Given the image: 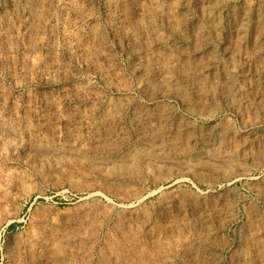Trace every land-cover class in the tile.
<instances>
[{
  "label": "rangeland",
  "instance_id": "1",
  "mask_svg": "<svg viewBox=\"0 0 264 264\" xmlns=\"http://www.w3.org/2000/svg\"><path fill=\"white\" fill-rule=\"evenodd\" d=\"M238 1L161 0L169 17L157 12L145 17L132 40L136 52L154 54L143 59L144 74L137 77L120 50L115 49L109 62L96 55L93 48L101 50L100 45L111 42L113 36L101 16L102 6L95 3L93 9L100 15L94 30L99 37L84 38L83 44L88 49L85 59L96 64L103 78L86 72L81 78L111 102L102 103L97 114H90L89 107L63 104L57 97L58 87L48 90L56 98L46 109L40 108L41 87L34 80L33 64L42 53L41 42L46 38L42 23L48 12L44 5L42 11L35 10L39 16L34 17L33 29L37 28L32 30L31 40H22L17 34L12 37L25 58L17 73L18 84L9 76L16 67L6 57L7 62L0 63V264H264V56L252 48V39L264 36V0ZM205 42L210 44L206 47ZM59 54L56 51L52 56L58 58ZM167 78L174 85L163 80ZM221 79L234 84L230 94L219 89ZM62 80L60 87L68 88V82ZM143 80L148 82L145 87ZM139 85L145 90L142 94ZM127 88L133 89L129 95ZM117 97L133 104L126 116L113 110ZM152 98L155 103L147 105ZM39 109L50 125L44 135L48 140H54L51 127L58 120L64 118L65 125L69 124L53 146L39 142ZM166 117L171 122L163 123ZM167 126L170 132L164 133ZM86 127L95 129L102 139L89 153L73 146L76 138L87 137ZM9 128H14V135H22L21 144L17 137L7 136ZM143 132L149 137L144 139ZM5 179L11 182L10 189H6ZM213 185L218 191L211 190ZM95 192L108 195L93 206L91 219L83 224L81 204ZM167 203L172 206L166 209ZM122 206L137 211L124 213L119 211ZM208 211L211 219L205 218ZM88 237L95 238L91 257L82 259L78 251L89 249ZM50 244L67 245L59 251L66 254L54 260L57 254L49 251Z\"/></svg>",
  "mask_w": 264,
  "mask_h": 264
},
{
  "label": "bare ground",
  "instance_id": "2",
  "mask_svg": "<svg viewBox=\"0 0 264 264\" xmlns=\"http://www.w3.org/2000/svg\"><path fill=\"white\" fill-rule=\"evenodd\" d=\"M42 1V0H41ZM163 1H167V0H163ZM170 1V0H169ZM201 1V0H200ZM241 1V0H240ZM238 1V2H240ZM46 3H43V5L46 7V12H48V15H46V19L43 21L42 25H43V29L45 30V35L46 38L41 42V54L40 57H38V59L34 62L33 64V74H34V80L35 82L41 87V91L38 95L37 101L40 105V108H44L46 109V105L50 102L51 99L56 98V96L54 94H52L50 91H48L49 89L53 88V87H58V98H60L59 100H62L63 104H67L69 106H73V107H84L87 108L89 107V109L91 108V110L93 111L90 114H97L98 110H99V106L104 103L106 104H111V102L107 99V97L102 94L96 87L91 86V85H85L83 84V80L81 78V73L82 72H86L87 74H92L95 78L97 79H102L103 78V73H101V71L99 70V68L96 66L95 63L90 62L88 63V61L85 59L86 57V50L84 48V44H83V40L84 38L90 39V40H95L97 37H99V34H97L94 30L95 28V24L98 22L99 20V15L94 11L93 9V5L99 4L102 6L103 11H102V17L105 18V20H107V26L111 32V35L113 36L112 41L110 42L109 40H106L103 42L102 45L103 46L101 50H98L93 48L94 51H97V56L100 60H104V61H110L112 54H114L115 49L120 50L128 59V63L131 64L132 68V72H134V75L137 76H142L144 73L143 68H142V62L143 59L148 55L147 51H143V52H136L137 50H133L135 48H131L132 47V40L134 37L135 32L137 31V27L139 26V24L142 22L143 19L149 18V17H154L155 16V12H157L158 14H162L163 16L169 17V14L165 12V10H163L161 8V0H45ZM209 3V2H207ZM245 3V2H243ZM210 4V3H209ZM42 3H40L39 0H0V63H2L5 60V57L7 58V60L9 61V64H13L11 67L15 68L16 70L13 69V73H10V79L12 80V82H14L15 84H18V78L17 77V73H19L18 71H21L22 66H23V61H24V53L23 51L19 50L18 47L16 48L14 46V40L12 41V37L13 35L17 34L19 36V38H21L22 40L25 41H30L29 38L32 35V30L33 29V22L34 17H36V15H38L39 11L43 10V6ZM163 5L164 2H163ZM170 5V4H169ZM182 5V4H181ZM214 5V4H211ZM243 5V4H242ZM247 5V4H246ZM40 6H42L40 8ZM210 5H208L209 7ZM216 6V5H215ZM245 6V5H244ZM169 7V6H168ZM180 7V6H179ZM182 7V6H181ZM184 7V5H183ZM202 7V6H199ZM206 6H204L205 8ZM212 7V6H211ZM42 9V10H40ZM178 9V8H177ZM203 9V8H202ZM211 9V8H209ZM213 10H217L218 7H212ZM38 11L36 13V11ZM45 10V9H44ZM173 11H176V9H172ZM204 10V9H203ZM210 10V11H213ZM169 11V10H168ZM206 11V10H205ZM219 11V10H218ZM238 11V10H237ZM170 12V11H169ZM214 12V11H213ZM243 12V11H242ZM44 13V14H45ZM218 13V12H216ZM236 13V12H235ZM260 13V12H259ZM186 14V13H185ZM215 14V13H214ZM219 14V13H218ZM221 14V13H220ZM231 14V13H229ZM233 14V13H232ZM173 16H176L174 14H172ZM178 15V14H177ZM183 15V13H182ZM187 15V14H186ZM240 15V14H239ZM244 15L242 13L241 18H244ZM39 16V15H38ZM41 16V15H40ZM43 16V13H42ZM160 16V15H159ZM146 17V18H145ZM172 17V16H171ZM238 17V16H237ZM236 17V18H237ZM259 17V14H258ZM262 17V16H261ZM156 18V17H155ZM161 18V17H160ZM185 18V17H184ZM260 18V17H259ZM173 19V18H172ZM256 19V18H255ZM39 20V19H38ZM148 20V19H147ZM150 20V19H149ZM160 20V19H159ZM246 20V19H245ZM40 21V20H39ZM144 21V20H143ZM237 21V20H236ZM242 21V19H241ZM164 22V21H163ZM170 22V21H169ZM167 22V23H169ZM172 22V21H171ZM238 22V21H237ZM38 24V22H36ZM40 23V22H39ZM145 23V22H144ZM149 23V21H148ZM147 23V24H148ZM151 23V22H150ZM166 23V24H167ZM240 23V22H239ZM142 24V23H141ZM140 24V25H141ZM146 24V25H147ZM172 24V23H171ZM233 24V23H232ZM238 24V23H237ZM256 24H258V22H256ZM263 24V22H262ZM145 25V24H144ZM145 25V26H146ZM260 25V24H258ZM143 26V25H142ZM171 26V25H170ZM240 26V25H239ZM242 26V25H241ZM240 26V27H241ZM251 26V25H250ZM256 26V25H255ZM201 27V26H200ZM221 27V25H220ZM233 27V26H232ZM238 27V26H237ZM245 27V26H244ZM263 27V26H262ZM37 28V27H36ZM141 28V27H140ZM145 28V27H144ZM147 28V27H146ZM151 28V26H150ZM203 28V27H202ZM234 28V27H233ZM232 28V29H233ZM249 28V27H248ZM247 28V29H248ZM149 29V28H148ZM147 29V30H148ZM161 29V28H160ZM201 29V28H199ZM218 29V26H217ZM255 29V28H254ZM257 29V28H256ZM263 29V28H262ZM43 30V31H44ZM143 30V29H142ZM203 30V29H202ZM201 30V31H202ZM234 30V29H233ZM238 30V29H237ZM252 30V29H251ZM259 29H257L258 31ZM42 31V29H41ZM140 31V30H139ZM150 31V30H149ZM152 31V30H151ZM198 31V29H197ZM201 31L200 34H201ZM206 31V30H205ZM232 31V30H231ZM250 31V30H249ZM146 32V31H145ZM198 32V33H199ZM204 32V31H203ZM202 32V33H203ZM242 32V31H241ZM149 33V32H148ZM206 32H204L205 34ZM239 33V31L237 32ZM246 33V32H245ZM143 34V33H142ZM146 34V33H145ZM197 34V32H196ZM242 34V33H241ZM250 34V33H249ZM39 35V34H38ZM37 35V36H38ZM138 35V34H137ZM136 35V37H137ZM203 35V34H202ZM239 35V34H238ZM247 35V34H246ZM255 35V34H254ZM142 35H140L141 37ZM147 38L148 35L146 34ZM144 36V39L145 37ZM196 36V35H195ZM204 36V35H203ZM34 37V36H33ZM43 37V36H42ZM45 37V36H44ZM102 36H100L101 38ZM139 37V38H140ZM197 37V36H196ZM236 37V36H235ZM41 38V37H40ZM146 38V39H147ZM201 38V37H200ZM207 38V36H206ZM247 38V36H246ZM103 39V38H102ZM105 39V38H104ZM136 40V38H134ZM142 39V40H144ZM199 39V38H198ZM204 39V38H202ZM242 39V38H241ZM251 39V38H250ZM249 39V40H250ZM149 40V39H148ZM201 40V39H200ZM211 40V39H210ZM37 41V40H34ZM41 41V40H40ZM97 41V40H96ZM159 41V40H158ZM157 41V42H158ZM162 41V40H161ZM198 41V40H197ZM244 41V40H243ZM254 46H252V48L254 47L256 54L260 55V56H264V36L259 35L257 38H255L254 40L252 39ZM85 42V41H84ZM95 42V41H94ZM135 42V41H134ZM137 42V41H136ZM140 42V41H139ZM156 42V43H157ZM160 42V41H159ZM202 42V41H201ZM214 42V41H213ZM221 42V41H220ZM247 42V41H246ZM92 43V42H91ZM96 43V42H95ZM141 43V42H140ZM150 43V42H149ZM200 43V41H199ZM203 43V42H202ZM225 43V42H224ZM16 44V43H15ZM94 44V43H93ZM146 44V43H145ZM210 44V43H209ZM207 42H205V46L207 47L209 45ZM212 44V43H211ZM235 44V43H234ZM251 44V42H250ZM34 45V44H33ZM37 45V44H36ZM201 45V44H200ZM218 45V44H217ZM86 46V45H85ZM147 46V45H145ZM150 46H152V44H150ZM162 46V45H161ZM219 46V45H218ZM40 47V45H39ZM95 47V46H94ZM155 47V46H154ZM160 47V45H159ZM197 47V46H196ZM200 47V46H198ZM202 47V46H201ZM138 48V47H137ZM141 48V47H140ZM145 48V47H144ZM147 48V47H146ZM156 48V47H155ZM221 48V46H220ZM142 49V48H141ZM153 49V48H152ZM197 49V48H196ZM201 49V48H199ZM223 49V48H222ZM229 49V48H228ZM226 49V50H228ZM140 50V49H138ZM156 50V49H155ZM215 50L217 51L216 47ZM212 51V52H215ZM225 50V51H226ZM235 50V49H233ZM232 50V51H233ZM61 52V54H59L58 58H55L53 56L54 52ZM150 51V50H149ZM153 51V50H152ZM150 51V52H152ZM157 51V50H156ZM154 51V52H156ZM194 51V50H193ZM192 51V52H193ZM223 51V50H221ZM231 51V50H230ZM158 52V51H157ZM227 52V51H226ZM234 52V51H233ZM153 53V52H152ZM151 53V54H152ZM199 53H201L200 51H196L194 53V56H198ZM207 53V52H206ZM219 53V52H218ZM224 53V52H223ZM232 53V52H231ZM147 54V55H146ZM158 54V53H157ZM162 54V53H161ZM216 54V53H215ZM234 54V53H233ZM53 55V56H52ZM95 55V56H96ZM211 55V54H210ZM224 55V54H223ZM231 55V54H230ZM57 56V54H56ZM150 56V55H149ZM147 56V57H149ZM152 57H154V54L151 55ZM150 56V57H151ZM186 56V55H185ZM192 56V59L193 57ZM203 56V55H202ZM212 56V55H211ZM216 55H214L215 57ZM218 56V54H217ZM225 56V55H224ZM229 56V55H228ZM146 57V58H147ZM213 57V58H214ZM232 57V56H231ZM229 57V58H231ZM113 58V57H112ZM157 58V57H156ZM155 58V59H156ZM188 58V56H187ZM191 58V57H189ZM195 58V57H194ZM200 58V56H199ZM224 58V57H223ZM226 58V57H225ZM224 58V59H225ZM235 57H233L234 60ZM262 58V57H260ZM158 59V58H157ZM196 59V58H195ZM206 59V58H205ZM146 60V59H145ZM211 60V59H210ZM216 60V59H215ZM236 60V59H235ZM203 61V60H202ZM207 61V60H206ZM221 61V60H220ZM219 61V62H220ZM226 61V60H225ZM229 61V60H228ZM7 62V61H6ZM114 62V61H113ZM211 62V61H210ZM215 62V61H214ZM224 62V61H223ZM207 63V62H206ZM209 63V62H208ZM226 63V62H224ZM231 63V62H230ZM263 63V62H262ZM261 63V64H262ZM115 64V63H114ZM145 64V62H144ZM218 64V63H217ZM2 65V64H1ZM7 65V64H6ZM116 65V64H115ZM119 65V64H117ZM199 65V64H198ZM211 65L212 67V63L208 64ZM221 65V64H220ZM227 65V64H226ZM225 65V66H226ZM114 66V65H112ZM111 66V67H112ZM193 66V65H192ZM200 66V65H199ZM217 66V65H216ZM223 66V64H222ZM7 67V66H6ZM109 67V69L111 68ZM120 67V66H119ZM130 67V65H129ZM197 67V64H196ZM214 67V65H213ZM2 68V67H1ZM113 68V67H112ZM116 68V67H115ZM128 68V67H127ZM157 68V67H156ZM210 68V67H209ZM225 68V67H223ZM234 68V67H233ZM125 69V68H124ZM190 69V68H189ZM196 69V68H195ZM201 69V68H199ZM218 69V68H217ZM216 69V70H217ZM227 69V68H226ZM260 69V68H259ZM117 71L119 70L116 69ZM121 70V69H120ZM193 70V69H192ZM207 70V69H205ZM223 70V69H222ZM233 70V69H232ZM198 71V70H197ZM200 71V70H199ZM203 71V70H202ZM213 71V70H212ZM226 71V70H224ZM264 71V70H263ZM131 72V71H130ZM220 72V71H219ZM223 72V71H222ZM233 72V71H232ZM23 73V72H22ZM110 73V71H109ZM116 73V71H115ZM120 73V71H119ZM146 73V72H145ZM184 73V72H183ZM201 74V73H199ZM204 74V73H203ZM220 74V73H218ZM235 74V73H234ZM169 75V74H168ZM166 75V77L168 76ZM171 75V74H170ZM115 76V75H114ZM165 76V75H164ZM232 76V75H231ZM61 77V78H60ZM113 77V76H112ZM116 77V76H115ZM149 77V76H148ZM161 77V76H160ZM163 77V76H162ZM175 77V76H173ZM256 77V76H255ZM62 78L64 80H66L68 82L69 87L68 88H64V87H60L61 85V81ZM156 78V77H155ZM171 78V76H170ZM167 78V79H163L166 80L167 84H170L173 80ZM176 78V77H175ZM218 78V77H217ZM221 78V77H220ZM229 78V77H228ZM264 78V77H263ZM149 79V78H148ZM151 79V78H150ZM184 79V78H183ZM186 79V77H185ZM189 79V78H188ZM225 79V78H224ZM224 79L218 80L219 84L218 87L219 89L223 90V91H227L228 94H230L229 92H231V87L230 86V81L228 79V81H225ZM256 79V78H255ZM147 80V79H146ZM146 80H143V85L145 87V82H147ZM161 80V79H160ZM235 80V79H234ZM233 80V81H234ZM105 81H107L105 79ZM179 81V80H178ZM188 81V80H187ZM202 81V80H201ZM232 81V80H231ZM141 82V81H140ZM151 82V81H150ZM177 81H175L176 83ZM216 82V80H215ZM142 83V82H141ZM148 83V82H147ZM164 83V82H163ZM179 83V82H177ZM188 83V82H187ZM217 83V82H216ZM256 83V82H255ZM258 83V82H257ZM173 84V83H171ZM262 85H264V82H261ZM260 84V85H261ZM143 85L142 88L139 85L137 87V89H139L140 93H144L145 90H143ZM174 85V84H173ZM176 85V84H175ZM259 83L258 86L256 87H260ZM148 86V85H147ZM171 86V85H169ZM195 86V85H194ZM202 86V85H200ZM200 86H197V89H200ZM147 89V88H146ZM150 90V89H147ZM203 90V89H202ZM133 91V89L131 88H127L126 90V95ZM168 91V90H167ZM195 91V89H194ZM233 91V89H232ZM264 91V90H263ZM262 91V92H263ZM163 92V91H162ZM120 93V92H119ZM125 93V92H124ZM141 93V94H142ZM165 93V92H164ZM234 93V91H233ZM166 94V93H165ZM197 94V93H196ZM223 95V93H222ZM227 94H225L226 96ZM199 96V95H198ZM214 96V95H213ZM149 97V96H148ZM168 97V96H167ZM228 97V96H227ZM226 97V98H227ZM230 97V96H229ZM1 98H3V96L1 95V89H0V101ZM118 98V97H117ZM143 98V97H142ZM232 97H230L231 100ZM229 99V98H228ZM54 100V99H53ZM56 100V99H55ZM58 100V99H57ZM124 100H126L124 98ZM123 98L122 100H120L118 98V101H114L115 103L112 104L115 108H113V110H117L119 111L120 114L123 115H127L129 110L133 107V104L130 102H126L124 101ZM54 103V101H52ZM51 102V103H52ZM57 102V101H56ZM155 103V100L152 99H147V105L152 106ZM58 104V103H57ZM61 104V102H60ZM157 104V102H156ZM38 105V104H37ZM48 106V105H47ZM66 106V105H65ZM51 107V106H50ZM48 107V108H50ZM54 107V105H53ZM72 107V108H73ZM104 107V106H103ZM70 108V107H69ZM83 108V109H84ZM151 108V107H150ZM37 109V108H36ZM43 109V110H44ZM53 109V108H52ZM55 109V108H54ZM79 109V108H78ZM82 109V110H83ZM146 109V106H145ZM149 109V108H147ZM40 112L38 113L37 119L40 121L41 126L40 129L37 132L38 137L40 138V143L43 145H47V146H53L54 145V140L55 138H57L58 136H61L63 131L67 129V125H65V121L64 118L63 120H58L57 123H55V125H51L53 127L52 128V137L54 138L53 141H51L50 139L48 140L44 135L49 126L48 123L44 122L45 117L43 115H41L40 113L42 109H39ZM81 110V109H80ZM80 110L77 113H80ZM86 110V109H85ZM90 110V112H91ZM111 110V109H110ZM136 110V109H135ZM150 110V109H149ZM149 112V111H148ZM11 113V112H10ZM118 113V114H119ZM139 114V113H138ZM145 114V113H144ZM2 115V114H1ZM45 115V114H44ZM81 116V114H79ZM86 115V114H85ZM142 115V114H141ZM16 116V115H15ZM90 116V115H88ZM87 116V117H88ZM118 116V115H117ZM143 116V115H142ZM141 116V117H142ZM66 117V116H65ZM98 117V116H97ZM119 117V116H118ZM117 117V118H118ZM122 117V116H121ZM136 117V116H135ZM81 118V117H80ZM66 119V118H65ZM87 119V118H85ZM99 119V118H98ZM210 119V118H209ZM2 121V119H0ZM54 120V119H53ZM120 120V119H119ZM73 121V120H72ZM163 121V120H162ZM170 120L166 117L164 122L165 124H167ZM56 122V121H55ZM74 122V121H73ZM85 122L88 124V121L85 120ZM171 122V121H170ZM72 123V122H70ZM118 123V122H117ZM146 123V122H145ZM216 123V122H215ZM157 124V123H156ZM162 124V123H160ZM91 125V123H90ZM93 125V124H92ZM147 125V124H146ZM163 125V124H162ZM87 126V125H86ZM101 126V125H100ZM159 126V125H158ZM157 126V127H158ZM217 126V125H216ZM4 127V126H3ZM75 127V126H74ZM2 128V127H1ZM88 131L87 132V137L86 138H76L75 139V145L76 148H79L82 152L86 153L89 151H91L95 146V144L97 142H99L102 139H99L101 135H97V133L92 130L90 127H86ZM95 128V127H94ZM154 128V127H152ZM177 128V127H176ZM214 128V127H212ZM218 128V127H217ZM10 130L6 129L5 133L7 134V136H11V137H17V142H19V144H21L20 139L22 138L19 133H17V135H14V128L13 130L11 128H9ZM70 129V128H69ZM100 129V128H99ZM216 129V127H215ZM62 130V131H61ZM141 130V129H140ZM146 130V129H145ZM148 130V128H147ZM149 130H152L149 128ZM164 130V129H163ZM180 130V129H179ZM213 130V129H212ZM71 131V130H70ZM166 132H170L168 129V126L166 127V130H164ZM217 131V130H216ZM12 132V133H11ZM69 132V131H68ZM67 132V133H68ZM102 132V131H101ZM100 132V133H101ZM159 132V131H158ZM99 133V132H98ZM144 134H142V137H144V139H146L147 137H149L148 132H143ZM154 133V132H153ZM163 133V132H162ZM217 133V132H216ZM220 133V132H219ZM160 134V132L158 133ZM157 135V134H156ZM168 135V134H167ZM172 135V134H171ZM67 136V135H65ZM162 136V134H161ZM51 137V139H52ZM123 137V136H122ZM121 137V138H122ZM125 137V136H124ZM141 137V138H142ZM152 137V136H151ZM177 137V136H176ZM175 137V138H176ZM202 137V136H201ZM205 137V135H204ZM204 137L202 139H204ZM10 138V137H9ZM8 138V139H9ZM67 138V137H66ZM102 138V137H101ZM120 138V139H121ZM127 138V137H126ZM169 138V137H168ZM209 138V137H208ZM156 139V138H155ZM167 139V138H166ZM164 139V140H166ZM170 139V138H169ZM211 139V138H210ZM57 140V139H56ZM59 140V139H58ZM65 140V139H64ZM205 140V139H204ZM212 140V139H211ZM152 141V140H151ZM155 141V140H153ZM152 141V142H153ZM176 141V139H175ZM53 144H52V143ZM65 142V141H64ZM106 142V141H105ZM162 142V141H161ZM169 142V141H168ZM107 143V142H106ZM121 143V142H120ZM143 143V142H142ZM146 143V142H145ZM172 143V142H171ZM213 143V142H212ZM38 144V143H37ZM104 144V143H103ZM162 144V143H160ZM159 144V145H160ZM167 144V143H166ZM165 144V145H166ZM98 145V144H97ZM109 145V144H108ZM123 145V144H121ZM156 145V144H155ZM107 146V145H106ZM126 146V145H125ZM124 146V148H125ZM168 146V144H167ZM100 147V146H99ZM97 147V148H99ZM157 147V146H156ZM161 147V146H160ZM171 147V146H170ZM105 148V146H104ZM120 148V147H119ZM106 149V148H105ZM113 149V148H111ZM115 149V148H114ZM95 150V148H94ZM80 151V152H81ZM110 151V149L108 150ZM119 151V150H118ZM77 152V151H76ZM111 152V151H110ZM122 152V151H121ZM127 152V151H126ZM118 152L116 151H112L111 154L117 155ZM110 154V153H109ZM126 154V153H124ZM104 155V154H103ZM129 155V153H128ZM111 156V155H110ZM124 156V155H123ZM126 156V155H125ZM106 157V156H105ZM112 158V157H111ZM123 159V158H122ZM130 159V158H129ZM257 168V167H256ZM250 178V177H249ZM239 179V178H238ZM237 179V180H238ZM182 180V179H181ZM235 180V179H234ZM5 186L6 189H10L11 185L9 182V179H5ZM111 182V181H110ZM118 185V184H117ZM209 185V184H208ZM117 187V186H116ZM207 187V186H206ZM220 187V186H219ZM212 191H218L216 186H211L210 187ZM110 189V187H109ZM114 190V189H113ZM119 190V189H117ZM210 190V189H209ZM110 192V191H109ZM203 193V192H202ZM205 194V193H204ZM214 194V193H213ZM108 195V194H107ZM103 193L100 192H95L93 194H91L89 197L87 196V198L83 199L84 201L82 202L81 206H82V214L84 217L83 219V224L87 223V220L90 218L89 215L91 214V211L93 209V206L95 204H97L98 202L101 201V199L105 198L106 196ZM164 195V194H163ZM200 195V194H199ZM208 195V193H207ZM117 196V195H116ZM211 196V195H210ZM220 196V195H219ZM118 197V196H117ZM205 198V197H204ZM210 198V197H209ZM208 198V199H209ZM122 200V199H121ZM216 200V199H215ZM108 201V198H107ZM161 201V200H160ZM208 201V200H207ZM166 203V201H165ZM172 203V202H171ZM171 203H167L165 205L166 209L168 208V205H170ZM206 203V200L205 202ZM99 204V203H98ZM164 205V203L162 204ZM96 206V205H95ZM172 206V204H171ZM101 207V206H100ZM115 207V206H114ZM119 207V206H118ZM95 208V207H94ZM105 208V207H104ZM208 208V207H207ZM206 208V209H207ZM216 208V207H215ZM107 209V208H106ZM171 209V208H170ZM209 210V209H208ZM109 211V210H108ZM121 212L124 213H130V212H136L135 211V207L133 206H122L120 207ZM213 211V210H212ZM104 212V211H103ZM120 212V213H121ZM93 213V212H92ZM107 213V212H106ZM109 213V212H108ZM173 213V212H172ZM175 213V212H174ZM205 213V212H203ZM211 213V212H210ZM208 212L205 213V218L208 219L210 218L211 214ZM227 213V210H226ZM81 215V214H80ZM122 215V214H121ZM172 215V214H171ZM103 216V215H102ZM101 216V217H102ZM105 216V215H104ZM176 216V215H175ZM91 219V218H90ZM89 219V220H90ZM211 219V218H210ZM88 220V221H89ZM81 222V221H80ZM99 223V222H98ZM103 224V223H102ZM202 224V223H201ZM80 225V224H79ZM82 225V222H81ZM78 226V229L79 227ZM89 225H91L89 223ZM98 225V224H97ZM84 226V225H83ZM116 227V226H115ZM208 227V226H207ZM211 228V227H210ZM84 229V228H82ZM214 229V228H213ZM207 230V229H206ZM92 231V230H91ZM94 232V229H93ZM88 233V232H87ZM90 233V232H89ZM91 234V233H90ZM97 234V233H96ZM87 235V234H86ZM88 236V235H87ZM93 236V235H92ZM122 237V236H121ZM73 238V237H72ZM71 238V239H72ZM75 238V237H74ZM94 237H88V241L87 243L90 245L89 249L88 246H86L87 248L82 249V251H78V257H81L82 259L86 258L92 251V243H94ZM204 239V238H203ZM202 239V240H203ZM68 240V239H66ZM132 240V239H130ZM198 241V240H197ZM64 242V241H63ZM72 242V241H71ZM74 242V241H73ZM77 242V241H76ZM79 242V241H78ZM33 243V242H32ZM35 243V242H34ZM54 243V242H53ZM86 243V244H87ZM72 243V247H73ZM85 244V245H86ZM79 245V244H78ZM82 245V244H81ZM17 246V245H16ZM32 246V245H31ZM48 246V245H47ZM65 245H56V244H50V246L48 247L49 251L53 252L52 255L57 254L56 256H54V260H59V258L61 259L60 255H64L66 253H59V251L61 249H63L62 247H64ZM67 246V245H66ZM65 246V247H66ZM93 246V245H92ZM70 247V246H69ZM85 247V246H84ZM14 248V247H13ZM16 248V247H15ZM41 248V247H40ZM68 248V247H67ZM28 249V248H27ZM45 249V248H44ZM47 249V248H46ZM19 250V249H18ZM29 250H32V248H29ZM203 250V249H202ZM23 251V250H22ZM27 251V250H26ZM38 251V250H37ZM72 251V250H71ZM35 252V251H34ZM77 252V251H75ZM12 253V252H11ZM47 253V251H46ZM199 253V252H198ZM14 254V253H13ZM17 255V254H16ZM51 255V254H50ZM61 255V256H62ZM72 255V254H71ZM75 255V254H74ZM41 256V255H40ZM73 256V255H72ZM90 256V255H89ZM43 257V256H42ZM63 257V256H62ZM91 257V256H90ZM97 257V256H96ZM51 258V259H53ZM70 258V255L68 257V259ZM100 258V257H98ZM20 259V258H19ZM29 259V258H28ZM45 259V258H44ZM67 259V260H68ZM195 259V258H194ZM46 260V259H45ZM63 260V259H62ZM80 260V259H79ZM24 261V260H23ZM102 261V259H101ZM196 261V260H195ZM28 262V261H27ZM51 262V261H50ZM56 262V261H55ZM60 262V261H59ZM68 262V261H67ZM21 263V262H20ZM48 263V262H47ZM56 264V263H54ZM89 264V263H88Z\"/></svg>",
  "mask_w": 264,
  "mask_h": 264
}]
</instances>
